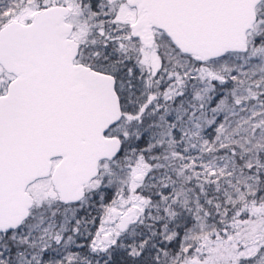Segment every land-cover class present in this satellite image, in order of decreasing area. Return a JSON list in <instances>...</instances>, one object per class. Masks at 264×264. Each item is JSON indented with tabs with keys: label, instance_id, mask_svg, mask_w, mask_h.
Here are the masks:
<instances>
[{
	"label": "snow or ice",
	"instance_id": "1",
	"mask_svg": "<svg viewBox=\"0 0 264 264\" xmlns=\"http://www.w3.org/2000/svg\"><path fill=\"white\" fill-rule=\"evenodd\" d=\"M0 264H264V0H0Z\"/></svg>",
	"mask_w": 264,
	"mask_h": 264
}]
</instances>
